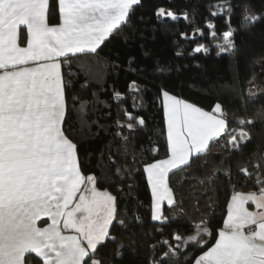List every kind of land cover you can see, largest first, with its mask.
I'll return each mask as SVG.
<instances>
[{"label": "snow or ice", "instance_id": "1", "mask_svg": "<svg viewBox=\"0 0 264 264\" xmlns=\"http://www.w3.org/2000/svg\"><path fill=\"white\" fill-rule=\"evenodd\" d=\"M141 4L142 0H57L58 22L52 24L50 19L56 13L50 8V0H0V264H112L115 259L123 260L125 254L133 258L138 255V246L131 238L117 245L111 260L101 254V248L117 242L110 226L120 214L118 198L98 190L95 174H82L78 145L67 133L73 112L86 114L87 101L72 95L73 79L91 72V62L84 58L98 55L106 41L130 26L131 15ZM212 7L222 9L211 15L226 14L229 28L222 33L223 44L217 45V55L236 49L231 28L236 8L242 14L241 30L264 21V15L256 14L251 5L234 7L232 0H224ZM156 15L173 21L178 18L164 9ZM206 27L216 39L215 25L208 23ZM202 50L206 51L203 45L194 49L197 53ZM74 63L79 64L77 71L71 70ZM157 70L164 69L158 65ZM135 85L136 81L130 82L129 92L140 91ZM161 95L166 158L146 164L143 172L151 187V220L166 222L162 202L177 207L169 174L190 166L194 155L207 152L209 142L225 133L227 124L220 103L208 112L163 88ZM120 96L114 93V99ZM132 106L138 107L135 103ZM124 115L129 122L117 121V127L127 129L130 135L147 127L143 117L137 119L126 111ZM257 121L264 123V110L258 111L255 119L240 120L239 124L251 126ZM251 139L250 132L241 129L228 144L231 150L240 151L241 142L246 144ZM122 140L127 145L130 136ZM159 150L155 147L153 154ZM110 166L116 168L113 175L123 183L122 167ZM238 171L254 179L257 190L231 196L218 238L206 251L203 236L211 235V231L202 227L204 221L195 226L196 234L184 243L199 245L202 254L192 257L188 264H264V156ZM128 173L131 175L130 168ZM105 179L115 183L111 177ZM119 223L124 227L123 221ZM173 238L182 241L180 235ZM181 255L186 256V252L182 254L179 245L170 246L152 264H180Z\"/></svg>", "mask_w": 264, "mask_h": 264}, {"label": "trees", "instance_id": "2", "mask_svg": "<svg viewBox=\"0 0 264 264\" xmlns=\"http://www.w3.org/2000/svg\"><path fill=\"white\" fill-rule=\"evenodd\" d=\"M223 2L142 0L131 15L130 26L123 27L106 41L98 55L84 58L91 62V72L73 79L72 95L87 101L86 114L73 112L69 122L71 131L67 133L78 145L81 172L85 176L95 174L97 187L109 190L118 198L120 214L110 228L117 242H110L100 252L111 260L118 244H126L131 238L138 246L135 258L125 254L123 260L115 259L112 264H152L170 246L177 245L182 254L186 252V256L179 257L180 264H188L192 257L202 254L199 245L184 243L196 234L195 226L204 221L202 227L211 231V235L203 236L207 241L206 251L218 238L231 196L257 190L254 179L242 175L238 169L264 156V123L257 121L254 125L242 126L239 121L255 119L257 112L264 110V21L255 23L250 30H241L242 14L236 8L231 16L236 49L217 55V45L223 44L222 33L229 28L226 14L212 16L211 13L221 12L222 9L212 6ZM232 3L234 7L251 5L256 14L264 15V0H232ZM50 8L56 13L50 23L56 24L57 0H50ZM159 9L173 12L177 20L167 16L158 18ZM208 23L215 25L216 39L210 37ZM200 45L206 51L195 52ZM130 58H134L131 64ZM158 65L163 72L157 70ZM78 67L74 63L71 70L77 71ZM132 81H136L139 92H129ZM162 88L208 112L220 103L227 124L226 132L210 142L207 152L194 155L190 166L174 169L169 174L177 207L164 205L166 222L151 220L152 194L143 172L146 164L166 158ZM117 92L121 96L114 99ZM253 95L257 97L255 100L251 99ZM133 103L138 107L133 108ZM76 108H80L79 103ZM121 109L137 119L143 117L147 127L131 135L127 129L117 127V121L129 122ZM238 129L249 131L252 139L246 144L241 142V150L235 151L228 141ZM123 136H130L127 145L123 143ZM155 147L160 149L156 155L152 151ZM111 164L122 167L123 183L113 175L116 168ZM106 177L115 183L108 182ZM213 177L211 184H201ZM137 216L139 220L134 219ZM119 221L124 222V227ZM175 235H180L182 241H176Z\"/></svg>", "mask_w": 264, "mask_h": 264}, {"label": "crops", "instance_id": "3", "mask_svg": "<svg viewBox=\"0 0 264 264\" xmlns=\"http://www.w3.org/2000/svg\"><path fill=\"white\" fill-rule=\"evenodd\" d=\"M171 95V94H170ZM186 102V101H185ZM189 103V102H188ZM195 106V105H194ZM203 110V109H202ZM214 110V109H213ZM212 110V111H213ZM205 111V110H204ZM211 111V112H212ZM222 118H224V116L222 117ZM224 134V133H223ZM222 134V135H223ZM218 138V137H217ZM211 142V141H210ZM210 142H209V144H210ZM197 155V154H196ZM147 176V175H146ZM150 186V185H149ZM98 188V187H97ZM98 190H101V189H99L98 188ZM150 190H151V187H150ZM101 191H103V190H101ZM107 191H109V190H107ZM110 192V191H109ZM111 193V192H110ZM112 194V193H111ZM164 205H167V202L166 201H164V202H162V209H163V207H164ZM249 207H250V210H252L253 208H254V206H252L251 204L249 205ZM226 214H227V211H226ZM226 217V216H225ZM112 226V225H111ZM111 226H110V228H111Z\"/></svg>", "mask_w": 264, "mask_h": 264}, {"label": "rangeland", "instance_id": "4", "mask_svg": "<svg viewBox=\"0 0 264 264\" xmlns=\"http://www.w3.org/2000/svg\"><path fill=\"white\" fill-rule=\"evenodd\" d=\"M241 129H238V131H237V134L236 135H238V133H239V131H240ZM244 130V129H243ZM245 131V130H244ZM162 212H163V209H162Z\"/></svg>", "mask_w": 264, "mask_h": 264}]
</instances>
